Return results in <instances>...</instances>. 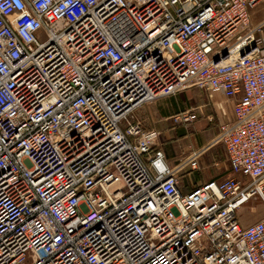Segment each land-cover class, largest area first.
<instances>
[{
  "label": "built area",
  "instance_id": "2783aa9c",
  "mask_svg": "<svg viewBox=\"0 0 264 264\" xmlns=\"http://www.w3.org/2000/svg\"><path fill=\"white\" fill-rule=\"evenodd\" d=\"M259 1L0 0V264H264ZM194 86L233 101L230 175L183 192L200 152L130 115Z\"/></svg>",
  "mask_w": 264,
  "mask_h": 264
},
{
  "label": "crops",
  "instance_id": "0c3cea01",
  "mask_svg": "<svg viewBox=\"0 0 264 264\" xmlns=\"http://www.w3.org/2000/svg\"><path fill=\"white\" fill-rule=\"evenodd\" d=\"M258 24H264V3H258L250 11V26ZM179 93L182 95L178 96L181 99V105H179L176 95L159 97L134 110L136 116L132 115L133 111L130 120L139 121L144 130H154L160 134L163 131L160 128L166 129L167 119L173 114L175 115L177 110H179L178 112L185 110L191 112L192 120L186 124L187 126L172 128L176 132L171 137L174 142L170 143V146L167 145L163 148L159 136L157 139V145L162 148L166 162L170 167L186 161L192 152H200L197 169L185 166L177 173L181 190L188 192L200 183L211 179H223L230 175L226 150L219 142H215V138L220 124L230 122L234 117L233 101L218 90H207L197 86L187 88ZM191 98L193 103L190 102ZM153 105L154 108L151 107ZM182 107L183 109L180 110ZM142 109L143 112H140ZM166 132L168 133V131ZM261 207L263 213H260L255 220L264 214V208L262 205ZM252 213L258 214V208ZM251 222L253 221L243 223Z\"/></svg>",
  "mask_w": 264,
  "mask_h": 264
},
{
  "label": "rangeland",
  "instance_id": "374dc122",
  "mask_svg": "<svg viewBox=\"0 0 264 264\" xmlns=\"http://www.w3.org/2000/svg\"><path fill=\"white\" fill-rule=\"evenodd\" d=\"M259 3L260 4H263L264 3V0H260ZM175 95H176L177 98H178V96H182L179 92L177 94H175ZM161 97H165V96H161ZM178 99H179V105H181L182 104L181 99L180 98H178ZM185 102H187V101H185ZM190 102H192V103L194 102L192 98L190 99ZM151 107L154 108V105L151 106ZM182 109H183V107L180 110H182ZM178 111L179 110L176 111V114H177ZM140 112H143V109L140 110ZM135 114H136V111H134V113L132 115L136 116ZM173 116H174V114L172 115V117H170L169 119H167V127H166L165 130H164V128H160V130L161 131L163 130V131H162V133L159 134V141H160V143H161V145H162L163 148L167 147V145L170 146V143L174 142V139L171 138V137L174 136V133L176 132V131H173L174 128L177 129L178 126H180V128H183L186 124H188V122L175 121L174 118H173ZM171 129H172V132L170 131ZM166 131H168V133H169L170 136L168 135V133ZM164 132H166V133L163 134ZM218 142H219V144H221L225 148V145H224V143L222 141H218ZM257 208H258V214L252 213V212H250V211H248L246 209L241 210V213H242L241 215H242L243 222L255 221V219L257 218V216H259L260 213L261 214L263 213L262 207H261V205L259 203H258V207Z\"/></svg>",
  "mask_w": 264,
  "mask_h": 264
},
{
  "label": "water",
  "instance_id": "95a60500",
  "mask_svg": "<svg viewBox=\"0 0 264 264\" xmlns=\"http://www.w3.org/2000/svg\"><path fill=\"white\" fill-rule=\"evenodd\" d=\"M247 51H248V48L245 49V52H247ZM242 54H243V52H241V55H242ZM221 55H222V56H225V55H226V51H223ZM218 59H219V57H215V58H214V61L216 62V61H218Z\"/></svg>",
  "mask_w": 264,
  "mask_h": 264
}]
</instances>
